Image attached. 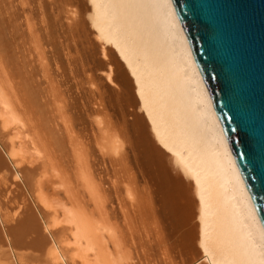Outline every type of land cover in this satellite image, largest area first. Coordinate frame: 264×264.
I'll list each match as a JSON object with an SVG mask.
<instances>
[{
    "label": "bare ground",
    "instance_id": "1",
    "mask_svg": "<svg viewBox=\"0 0 264 264\" xmlns=\"http://www.w3.org/2000/svg\"><path fill=\"white\" fill-rule=\"evenodd\" d=\"M81 1L51 0V4L66 16L73 43L82 38L89 41L84 16L99 41L104 61L83 73L94 102L98 149L127 181L124 187L133 201L131 219L136 234H147L166 264H264V230L170 0H88V7ZM8 6L6 0H0V56L6 72L17 81L10 86L11 97L0 86V264H119L126 258L121 256L123 251H115L124 249L119 237L122 232L106 209L105 191L91 172L88 143L69 121V107L60 91L49 87L47 99L40 101L41 89L19 50L26 41L20 40L22 33L13 26ZM30 36L45 74L46 55L38 37L32 31ZM112 52L135 84L136 108L144 113L148 125L135 111L128 88L131 83L110 56ZM99 71L101 76H95ZM102 78L109 84L108 95L97 83ZM16 94L24 102V113H20ZM126 116H131L130 123ZM56 119L66 120L73 160L82 169L81 180L95 206L90 214L71 209L62 218L55 193L49 194L50 177L61 180L60 170L52 158L34 164L27 153L30 144L19 138L28 123L41 135L43 149L62 156L65 142L55 130ZM146 127L163 152L149 139ZM125 146L132 150L144 182L140 189L128 173ZM34 148L35 157H41V146ZM61 183L66 185V181ZM176 257L179 261L175 263Z\"/></svg>",
    "mask_w": 264,
    "mask_h": 264
},
{
    "label": "rangeland",
    "instance_id": "2",
    "mask_svg": "<svg viewBox=\"0 0 264 264\" xmlns=\"http://www.w3.org/2000/svg\"><path fill=\"white\" fill-rule=\"evenodd\" d=\"M82 2L84 3V7L89 6L88 0H82L81 4H83ZM6 3L9 5L8 11L11 13L13 26L17 30V33H22L23 38L21 37L20 40L24 39L23 41H26L24 42L26 44L23 43V45L21 46L23 47L24 51L22 48H20L19 50L23 57L26 56L25 58H27L28 62L27 70L31 72L33 71L32 73L34 76L35 84H38L39 90L41 89L40 101H42L43 99L45 100V92L49 89V87L56 89L58 92L60 91L61 93L59 92V94L61 96V99L64 101L65 105H68L67 107H69V113L67 114L69 121H72V123L74 124V130L78 133L80 138L83 139V141L86 140V143H88L91 151L90 159L88 158L91 172H93L92 174L95 176L94 178L97 179L98 185H100L102 190L105 191L104 194L107 198V201L105 203L106 209L108 212L111 211V213H113L115 219L118 222L117 225L119 224V231L122 232L119 237H121L120 239L122 241L124 249L122 248L121 250L120 248V250H118L116 248L115 251L117 250L120 254H125H122L121 256H125L126 258H128L127 260L126 258H124L126 261H123L124 259L122 257L119 263L120 259L118 255L120 254L116 252L118 253V255L114 257L116 258V260L119 259V264H166L160 256L161 252L155 249L153 240L151 238L149 239L147 234H144V232H142L143 234L141 232L136 234V232L134 231L133 227L135 226V222H133L131 219L134 212L133 201L130 197H127L126 189L124 187V184L127 181H123L125 179H123L121 175L117 173L118 169L115 166V163H113L111 159L108 158V156H103L98 149L97 143L99 142L100 137L98 131L99 128L94 121V102L92 101V97L89 93L90 89H88L89 87L86 84L87 71L85 72L88 67L94 66L96 68L100 65V62L104 61L102 60L100 62H97L96 58H102V55L101 48L98 45L99 41L97 40V36L96 34H93V28L89 26L88 22L86 23L87 19H85L86 17L84 16L85 28L88 29L87 31L89 32V41L87 42L88 44L86 43V41H84V38H82L81 41L77 40L75 43H73V39L69 37V34L67 33V25L69 22L65 19L66 16L62 15L58 10L55 9V6L51 4V0H6ZM31 31L33 32V35H35V37H38L40 46L44 50V55H46L44 58L46 59L44 60V62H46L47 64V70L45 74H43L39 65V62L41 61L40 56L38 57V55L40 52L36 51V46L29 40L31 37ZM89 42H92L93 45H89ZM28 49H30V52H28ZM114 50H116L115 47ZM112 54L113 52L111 53V55ZM113 56H116L115 53L113 54ZM1 60L2 59L0 56V86L1 89L6 92V95L11 97V95L13 94H10L12 92L10 86H15L17 80L15 79V75L12 76L8 72H6ZM41 60H43V58ZM117 60L121 61V59H118V57ZM121 63L122 65L119 68H121L122 70L124 69L123 71L127 73L124 68V63L122 61ZM83 71L86 74H84ZM3 72H5L6 74L4 75ZM101 74V71H99L95 74V76H101ZM127 76L130 79H128V84L131 83L130 86L128 85V88L131 89H129V93L131 99L134 100L135 111H138L137 113H139L141 112V110L140 108H136L138 105V98L134 90L135 88H133V86L135 87V84L134 82H132L130 78L131 76L128 75V73ZM48 78L51 81H49ZM97 83L101 84L103 86V89L107 91V86H109V84H107L108 82L106 83L104 78L99 79ZM108 94L109 93L107 91L106 95ZM17 95L18 94H16V96ZM17 99L19 102L18 107L19 109H21L20 113H22V110L23 113L26 112L23 104L24 102L19 95L17 96ZM141 115L144 119L145 124L147 123L148 125L149 123L144 113L141 112ZM125 119L129 123L132 120L131 116H126ZM65 123V119H56L55 130L58 131V134L65 142L66 153H64L62 156H59L58 154L53 155L51 151L43 149V144L40 138L41 135L37 133L28 123H26V128L21 130L23 134L19 136V138L28 143L27 146L30 144L27 153L33 156L34 164L40 163V160L44 162L49 160V158H52L53 162L57 165V168L61 172L62 182L66 181V185L63 186L61 185L62 183L60 179L50 177V181L52 182V184L49 188L50 192H48L49 194L55 193L56 203L58 204L57 210L62 215L63 213H65V211L71 209H79L84 211L86 214H90L92 213V210L93 212L95 211V206L93 201H91L90 195L84 185V182L82 181V169L81 167H78L73 160L72 152L69 148L70 146L68 143V132ZM146 129L149 130L148 127H146ZM27 133H29V135ZM130 135H132V133L128 134V137ZM34 146H37L38 148L41 146V149L43 150L40 155L41 157H35L36 153L34 150ZM125 149L128 156V165L130 166V172L128 171V173H131L133 175V177L135 178V185L137 183V186L140 189L144 186V182H142V179L139 178L140 176L137 172L132 150H130L127 146H125ZM135 185L132 187L135 188ZM64 216L67 217V214L63 215L62 218H64ZM166 223L167 221L165 222V224ZM62 225L66 227L67 223L64 221ZM167 229H169V226H167ZM195 245L194 249H197L198 251V247ZM111 246L113 245H110L109 243L110 250L112 251L113 248ZM70 247H73V245H70ZM115 251H112V255H115ZM121 251L123 252L121 253ZM173 255L174 257L176 256L175 254ZM174 259L175 263L179 261L177 257Z\"/></svg>",
    "mask_w": 264,
    "mask_h": 264
},
{
    "label": "water",
    "instance_id": "3",
    "mask_svg": "<svg viewBox=\"0 0 264 264\" xmlns=\"http://www.w3.org/2000/svg\"><path fill=\"white\" fill-rule=\"evenodd\" d=\"M170 2L264 230V0Z\"/></svg>",
    "mask_w": 264,
    "mask_h": 264
}]
</instances>
